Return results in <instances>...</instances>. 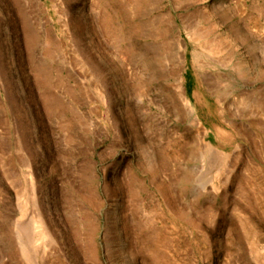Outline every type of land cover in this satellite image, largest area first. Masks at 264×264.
<instances>
[{"label":"rangeland","instance_id":"obj_1","mask_svg":"<svg viewBox=\"0 0 264 264\" xmlns=\"http://www.w3.org/2000/svg\"><path fill=\"white\" fill-rule=\"evenodd\" d=\"M0 264H264V0H0Z\"/></svg>","mask_w":264,"mask_h":264},{"label":"bare ground","instance_id":"obj_2","mask_svg":"<svg viewBox=\"0 0 264 264\" xmlns=\"http://www.w3.org/2000/svg\"><path fill=\"white\" fill-rule=\"evenodd\" d=\"M182 47H183V45H182ZM181 55H180V57H181ZM181 61L183 62V59ZM178 88H179V93L178 94L181 96L182 105L184 106V108L186 109V111L189 114H192L193 113V110H194V106H193L190 98L186 94H184V91H183V83L182 82L180 83V85L178 86ZM218 130L219 131H217V132H220L221 133V131H220L221 129H218Z\"/></svg>","mask_w":264,"mask_h":264}]
</instances>
